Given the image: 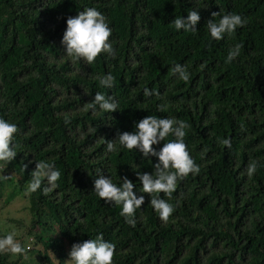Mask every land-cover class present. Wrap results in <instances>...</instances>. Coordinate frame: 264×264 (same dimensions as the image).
Returning <instances> with one entry per match:
<instances>
[{
	"label": "trees",
	"instance_id": "16d2710c",
	"mask_svg": "<svg viewBox=\"0 0 264 264\" xmlns=\"http://www.w3.org/2000/svg\"><path fill=\"white\" fill-rule=\"evenodd\" d=\"M90 7L111 28L113 54L88 64L68 57L61 38L66 19ZM191 10L197 31L176 30L171 21ZM213 12L246 23L215 40L206 27ZM237 43L240 53L228 62ZM174 64L186 68L187 81L173 74ZM107 73L110 89L99 84ZM145 88L158 95L144 96ZM97 92L111 95L118 110L89 109ZM147 115L185 121L186 148L199 166L170 196L159 194L174 208L167 221L135 175L151 174L157 158L118 145L108 152L104 143ZM0 118L17 126V154L0 168L8 177L0 202L27 201L30 219L10 222L45 264H65L73 243L98 234L115 245L112 264H264V0H0ZM40 160L60 171L57 187L25 194ZM253 160L258 167L248 176ZM98 174L118 186L123 177L136 183L144 203L134 225L91 191ZM27 253L0 254V264H28Z\"/></svg>",
	"mask_w": 264,
	"mask_h": 264
},
{
	"label": "clouds",
	"instance_id": "9594fccd",
	"mask_svg": "<svg viewBox=\"0 0 264 264\" xmlns=\"http://www.w3.org/2000/svg\"><path fill=\"white\" fill-rule=\"evenodd\" d=\"M213 19L206 22V27L210 38L220 40L225 34L235 32L238 27H242L246 21L239 14L211 13ZM200 17L196 10L187 12L186 17H175L171 24L176 30L185 33H195L196 24ZM111 28L106 21L105 16L96 8L90 7L79 11L74 17L66 19V28L61 38V44L64 53L73 60H83L91 64L99 54H113V46L109 41ZM241 45L235 44L228 52L227 61L231 62L240 53ZM172 72L180 80L187 81L189 73L181 64H174ZM114 77L111 73L99 77L100 86L110 89L113 86ZM144 96L158 95L155 90L145 88ZM88 108L96 110L97 108L111 113L118 110L116 100L111 95L95 93ZM132 132H118L116 138L110 141H104L106 150L113 152L119 148L129 151L138 150L142 157L148 158L154 156L156 162L152 164L154 169L151 174L148 172L135 171V175L141 185L143 193L150 194L149 203L154 212H156L162 221H167L174 211L173 205L160 197V193L171 195L177 186V181L186 177L189 173L199 172V166L189 155L184 137L188 125L185 121L176 118L158 117L147 115L140 119L134 125ZM17 133V126L4 118H0V168L10 163L17 154L16 144L14 143ZM171 136L165 142V138ZM163 141L162 146L157 150L152 147ZM225 147H231V141L224 138L220 141ZM257 162L253 160L247 165L246 174L252 176L257 170ZM60 171L53 163L40 160L35 163V169L31 172V179L25 188V194L35 193L38 189L43 194H47L57 187V181L60 178ZM8 177L0 175V181ZM42 182L45 186L42 188ZM136 183L130 181L127 177L120 178L119 186L114 183L112 178L98 174L92 181V192L105 202H112L120 206V215L130 225L135 224L134 214L144 203V196L137 195L133 189ZM115 245L105 241L102 234L95 238L87 239L83 242L73 243L68 252V259L65 264H112ZM11 253L22 255L25 253V247L20 240L16 238L14 232H9L0 236V254Z\"/></svg>",
	"mask_w": 264,
	"mask_h": 264
},
{
	"label": "rangeland",
	"instance_id": "374dc122",
	"mask_svg": "<svg viewBox=\"0 0 264 264\" xmlns=\"http://www.w3.org/2000/svg\"><path fill=\"white\" fill-rule=\"evenodd\" d=\"M11 189H4L3 200L10 195ZM22 197H15L12 202L6 203V206L0 202V234H7L9 232H14L16 237L24 243L28 253L34 250V247L30 243H26L23 235H21L20 230L16 224H12L10 220H29L30 215L27 210V201L22 200ZM25 255V260H28V264H45L43 260L36 253H29ZM9 254V253H6Z\"/></svg>",
	"mask_w": 264,
	"mask_h": 264
}]
</instances>
